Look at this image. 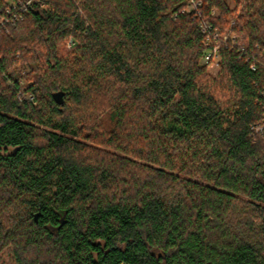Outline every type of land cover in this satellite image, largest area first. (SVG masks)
<instances>
[{"label":"trees","instance_id":"trees-1","mask_svg":"<svg viewBox=\"0 0 264 264\" xmlns=\"http://www.w3.org/2000/svg\"><path fill=\"white\" fill-rule=\"evenodd\" d=\"M243 10L0 0V264H264V0ZM201 21L238 35L216 78Z\"/></svg>","mask_w":264,"mask_h":264},{"label":"built area","instance_id":"built-area-1","mask_svg":"<svg viewBox=\"0 0 264 264\" xmlns=\"http://www.w3.org/2000/svg\"><path fill=\"white\" fill-rule=\"evenodd\" d=\"M37 1H43V0H37ZM30 5V1H26L25 3V8ZM14 7V6H13ZM4 23L3 19H0V26ZM199 27L201 29L202 34H204V45L206 46V52L202 58L203 64L204 65H218V47L215 45L216 41L221 39V37L218 35L216 31H211L210 27L207 25L206 22L201 21L199 24ZM225 39V38H224ZM264 55L261 54V56ZM251 70H255L256 65L255 62L252 61L250 64ZM263 117H264V106H263ZM257 133H262L264 134V123L263 125L257 127L255 129Z\"/></svg>","mask_w":264,"mask_h":264},{"label":"rangeland","instance_id":"rangeland-1","mask_svg":"<svg viewBox=\"0 0 264 264\" xmlns=\"http://www.w3.org/2000/svg\"><path fill=\"white\" fill-rule=\"evenodd\" d=\"M246 1H248V0H237V2H238V4L237 5H235V3L232 1V0H228V5H229V7L231 8V9H235V16H238V15H242V13L244 12V10H243V7H244V5L246 4ZM76 2V1H75ZM76 4L77 5H79L77 2H76ZM186 5L187 6H185V9H184V11L185 12H190L191 10H192V7H193V4L191 3V1H188L187 3H186ZM192 5V6H191ZM241 13V14H240ZM212 14L213 15H217V12L214 10V11H212ZM220 32V31H219ZM219 32H217V33H219ZM231 36L232 38L233 37H238V35H236L235 33H233V32H231V30L230 29H228V30H226L225 32H223V33H221V39L222 40H224V38L226 37V36ZM72 44H73V40L70 38V37H68V38H66L64 41H63V43H62V49H64V50H70L71 48H72ZM201 63H203V61L201 60ZM218 66L217 65H209V66H207V74L210 76V77H212V78H216L217 76H218ZM25 80V79H24ZM26 81V80H25ZM32 82V81H31ZM22 86H23V88H22V90L25 88V86H27V84H29V83H24V81H22ZM25 84V85H24ZM19 94H22V93H19ZM23 96L25 97V98H27L28 99V101L30 100L29 99V97H30V95H29V93L28 94H23ZM4 264H13L12 263V261H11V259L8 257V256H5V258H4Z\"/></svg>","mask_w":264,"mask_h":264},{"label":"water","instance_id":"water-1","mask_svg":"<svg viewBox=\"0 0 264 264\" xmlns=\"http://www.w3.org/2000/svg\"><path fill=\"white\" fill-rule=\"evenodd\" d=\"M53 98H54V101L56 102V104H58V105L62 104V102H63L62 93L58 92V93L53 94ZM38 216H39V213H36L34 215L35 221H37Z\"/></svg>","mask_w":264,"mask_h":264}]
</instances>
